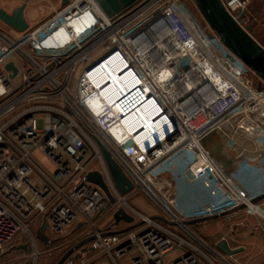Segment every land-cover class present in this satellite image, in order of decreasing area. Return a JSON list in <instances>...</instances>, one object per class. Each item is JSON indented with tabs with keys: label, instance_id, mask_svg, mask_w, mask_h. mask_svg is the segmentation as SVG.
<instances>
[{
	"label": "built area",
	"instance_id": "obj_1",
	"mask_svg": "<svg viewBox=\"0 0 264 264\" xmlns=\"http://www.w3.org/2000/svg\"><path fill=\"white\" fill-rule=\"evenodd\" d=\"M220 1L250 28L253 0ZM184 4H169L130 34L125 19L138 6L111 20L95 0H69L23 33L0 26V264L21 247L39 264L44 223L47 249L93 237L64 264H242L186 222L225 213L264 221L259 195L237 188L212 151L219 142L255 159L242 154L264 116V91ZM96 141L131 192L120 193ZM90 172L101 174L114 202L86 182ZM131 194L156 214L129 204ZM186 194L200 199L191 211L180 203ZM119 210L133 222L116 224Z\"/></svg>",
	"mask_w": 264,
	"mask_h": 264
},
{
	"label": "water",
	"instance_id": "obj_2",
	"mask_svg": "<svg viewBox=\"0 0 264 264\" xmlns=\"http://www.w3.org/2000/svg\"><path fill=\"white\" fill-rule=\"evenodd\" d=\"M31 0H25L24 3L14 9L9 14L4 9H0V22L16 33H23L29 29V24L25 18V9ZM102 12L111 20H116L125 14L134 10L137 6L143 4L146 0H95ZM151 2V1H150ZM149 2V3H150ZM189 2V1H188ZM69 0H61L62 7L68 5ZM180 9L188 14L192 19L196 20L199 27L204 30V35L212 36L213 34L219 39L221 44L245 66H247L259 79L258 89L262 90L264 84V48L252 36L251 28L243 29L227 12L220 0H191V3L180 5ZM11 65H8L10 68ZM11 74L14 76L17 71L13 69ZM97 145L103 155L105 164L110 172L114 184L121 194L125 195L133 190V184L112 158L111 154L98 141ZM86 182L92 183L101 188L109 197L111 202L114 199L109 194L108 188L103 181L99 172H90L86 178ZM263 197L259 196L253 200L254 203L259 202ZM225 213L224 215H227ZM115 222L118 224L121 220L132 223L133 218L128 216L123 210H119L115 214ZM158 218L165 222V219ZM217 217L202 218L187 221V225H193ZM78 225L77 228H80ZM132 228V227H131ZM129 229L116 232V234L124 233ZM46 224L41 227L37 234V238L45 244H49L48 239L43 235ZM93 237L79 242L70 250H68L56 264H64L66 260L79 248L89 243ZM216 248L228 256H234L243 251V249H232L227 240L222 239L216 244ZM23 249H26L23 247Z\"/></svg>",
	"mask_w": 264,
	"mask_h": 264
},
{
	"label": "crops",
	"instance_id": "obj_3",
	"mask_svg": "<svg viewBox=\"0 0 264 264\" xmlns=\"http://www.w3.org/2000/svg\"><path fill=\"white\" fill-rule=\"evenodd\" d=\"M24 1L25 0H0V9H4L7 13L11 14L14 9L21 6ZM156 1L157 0H154L153 3ZM153 3H151V5ZM145 4L146 2H143L134 12L141 9ZM259 6L264 7L262 0H253L250 4L247 14L253 21H257L256 17L258 14L252 9L254 7L259 8ZM60 7H62L61 0L29 1L24 12L29 27L37 26L40 22L46 20L54 10ZM145 10L139 16L130 19L128 22L142 16ZM0 26L12 31L1 22ZM261 45L264 47L263 44ZM111 75L114 74L111 73ZM109 77L110 76L106 75L105 79ZM252 132L254 139L253 145L247 142V151L242 155L248 154V157H254V160H248L244 156L235 155V153L228 148L226 149V147L219 142H216L215 146H212V151L214 157L222 163L229 179L236 187L248 195L256 194L262 196L263 198L259 202L264 205V116L254 122ZM180 203L183 209L191 211V208L195 209L196 205L200 203V199L199 201L197 199L193 200L192 196L186 194L183 195V199ZM238 216L239 214H227L217 217L216 219H210L209 222H214V224L209 223L211 225H209L208 242L216 247L219 241L226 239L232 249H243L241 253L236 255L242 264H264V227L260 228L261 226L257 227V225L252 223L247 227L237 225L234 226V228L233 224L239 219ZM201 223L202 222L190 226L191 228L197 227V225Z\"/></svg>",
	"mask_w": 264,
	"mask_h": 264
},
{
	"label": "rangeland",
	"instance_id": "obj_4",
	"mask_svg": "<svg viewBox=\"0 0 264 264\" xmlns=\"http://www.w3.org/2000/svg\"><path fill=\"white\" fill-rule=\"evenodd\" d=\"M178 0H157L151 6H147L145 12L142 16L130 21L125 28V32L130 34L131 32L135 31L142 25H144L148 20L153 18L154 16L158 15L159 13L163 12L164 9L171 3L176 2ZM181 2L191 3V0H180ZM189 1V2H188ZM146 2V1H145ZM150 3H147V5ZM141 6V5H140ZM139 7V6H138ZM149 7V8H148ZM256 12L257 21L250 22V27L252 28V36L256 38V40L264 45V7L259 6V8L254 7L252 9ZM2 27V26H1ZM6 29V28H4ZM96 52L93 54V58H95L98 54ZM260 82V80H258ZM258 82V83H259ZM263 91H264V84H263ZM45 165H48L45 161H42ZM95 168H98V164L96 163ZM129 204L138 208L143 212H147L148 214H156L155 208L152 204L146 200L143 196L131 194L130 195ZM239 219L237 222L233 224L234 226H243L247 227L252 223L257 225V227H264V221L260 217L253 215V214H246V213H239ZM214 224V222H209V220L198 224L197 227H193L192 229L196 231L198 234L202 235L207 241H209V225ZM235 228V227H234ZM71 238V237H70ZM67 240L60 241L58 244H55L54 247L46 248L47 244L43 243L42 241L38 240L39 249L41 252V257L39 259V264H54L61 256L64 249V246L68 243ZM32 249L25 250L23 247L12 251L9 256L4 260L5 264H24V262H29L32 264Z\"/></svg>",
	"mask_w": 264,
	"mask_h": 264
},
{
	"label": "bare ground",
	"instance_id": "obj_5",
	"mask_svg": "<svg viewBox=\"0 0 264 264\" xmlns=\"http://www.w3.org/2000/svg\"><path fill=\"white\" fill-rule=\"evenodd\" d=\"M151 2H150V4H148V5H143L142 7H141V9H139L138 11H136V12H134V13H132V14H130L125 20H127L126 22H128L130 19H132V18H134V17H137V16H139L144 10H145V8L147 7V6H150L151 5V3H153L154 2V0H150ZM149 2V1H148ZM108 24H111L110 22L108 23ZM106 25V26H110V25ZM124 65L123 64H121V65H119L118 67H117V70H118V68L120 69V68H122ZM105 77H106V75H103L102 76V79L100 80V82L102 83V82H104V81H106L107 79H105Z\"/></svg>",
	"mask_w": 264,
	"mask_h": 264
},
{
	"label": "trees",
	"instance_id": "obj_6",
	"mask_svg": "<svg viewBox=\"0 0 264 264\" xmlns=\"http://www.w3.org/2000/svg\"><path fill=\"white\" fill-rule=\"evenodd\" d=\"M74 244H76V243L74 242L73 244H71V245H69V246H66V247L63 249L62 255H63L64 253H66V251H67L71 246H73ZM57 261H58V260H57ZM57 261H56L54 264H56Z\"/></svg>",
	"mask_w": 264,
	"mask_h": 264
}]
</instances>
